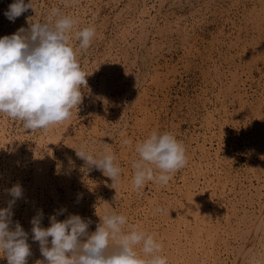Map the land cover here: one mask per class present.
I'll list each match as a JSON object with an SVG mask.
<instances>
[{
    "label": "rangeland",
    "instance_id": "374dc122",
    "mask_svg": "<svg viewBox=\"0 0 264 264\" xmlns=\"http://www.w3.org/2000/svg\"><path fill=\"white\" fill-rule=\"evenodd\" d=\"M11 3L0 0V37L59 8L77 21L70 43L88 73L68 120L31 130L0 115V208L19 183L9 227L28 233L27 264L46 261L31 231L41 210L42 227L78 212L91 233L106 207L152 234L167 264H264V0H33L15 21ZM84 27L95 36L80 50ZM154 130L183 144L187 164L136 189L135 145ZM81 146L113 153L119 179L78 157Z\"/></svg>",
    "mask_w": 264,
    "mask_h": 264
},
{
    "label": "clouds",
    "instance_id": "9594fccd",
    "mask_svg": "<svg viewBox=\"0 0 264 264\" xmlns=\"http://www.w3.org/2000/svg\"><path fill=\"white\" fill-rule=\"evenodd\" d=\"M33 7V0H13L5 11L10 21ZM77 21L53 7L47 19L21 26L15 33L0 37V115L20 120L26 129H47L68 120L72 109L82 101L86 76L70 43ZM79 49L86 50L95 29L84 27L75 33ZM76 155L88 165L102 170L113 183L121 175L113 153L106 148L88 151L75 148ZM138 159L132 162V184L136 189L146 182L167 184L171 176L187 164L183 144L170 132L152 131L135 145ZM7 207L0 208V258L8 264H27L30 247L28 233L12 223V206L23 195L19 183L8 189ZM42 210L31 220L32 238L40 244L46 264H167L162 245L152 234L128 227L127 217L106 207L95 231L89 233L90 219L70 214L63 220L49 217L50 226L42 227ZM84 237L85 239H82ZM49 238L50 246H49ZM44 264V262H40Z\"/></svg>",
    "mask_w": 264,
    "mask_h": 264
},
{
    "label": "bare ground",
    "instance_id": "6f19581e",
    "mask_svg": "<svg viewBox=\"0 0 264 264\" xmlns=\"http://www.w3.org/2000/svg\"><path fill=\"white\" fill-rule=\"evenodd\" d=\"M235 84V83H234ZM232 91H233V89H232ZM234 92V91H233ZM242 99V98H241ZM210 122V121H209ZM51 127V126H50ZM206 127V126H205ZM61 129V128H60ZM204 133V132H203ZM221 136H222V133H221ZM223 137V136H222ZM216 139V138H215ZM204 141V140H203ZM264 148V147H263ZM196 150V149H195ZM212 153V152H211ZM263 156V155H262ZM50 159V158H49ZM46 160V159H45ZM206 160H208V159H206ZM52 161V160H51ZM46 162V161H45ZM47 163V162H46ZM48 164V163H47ZM53 164H54V162H53ZM61 164V163H60ZM68 164V163H67ZM206 165V164H205ZM63 166V165H62ZM196 166V165H195ZM47 167V166H46ZM54 169V168H53ZM221 171V170H220ZM228 171V170H227ZM43 172V171H42ZM212 172V171H211ZM214 172V171H213ZM54 173V172H53ZM57 174V173H56ZM192 174V173H191ZM219 174V173H218ZM59 175V174H58ZM57 175V176H58ZM207 175V174H206ZM202 176V175H201ZM187 177V176H186ZM228 177V176H227ZM48 179V178H47ZM46 179V180H47ZM66 179V178H65ZM50 180V179H49ZM48 182V181H47ZM50 182V181H49ZM225 182V181H224ZM81 183V182H80ZM204 183V182H203ZM209 183V182H208ZM206 185V184H205ZM214 185V184H213ZM228 185V184H227ZM207 186V185H206ZM205 186V187H206ZM224 186V185H223ZM116 187V186H115ZM210 187H211V185H210ZM54 188V187H53ZM201 188H202V186H201ZM209 188V187H208ZM225 188V187H224ZM227 188V187H226ZM243 188V187H242ZM45 189V188H44ZM72 189V188H71ZM220 189V188H219ZM175 190V189H174ZM209 190V189H208ZM194 192V191H193ZM200 192V191H199ZM203 192V191H202ZM48 193V192H47ZM212 193V192H211ZM224 193V192H223ZM52 194V193H51ZM196 194V193H195ZM6 195V194H5ZM73 195V194H72ZM224 195V194H223ZM34 197H35V195H34ZM211 197V196H210ZM59 198V197H58ZM77 198H78V195H77ZM220 198V197H219ZM9 199V198H8ZM32 199V198H31ZM43 200V199H42ZM188 200V199H187ZM213 201V200H212ZM218 202V201H217ZM45 203V202H44ZM48 203V202H47ZM66 203H68V202H66ZM229 203V202H228ZM264 203V202H263ZM20 204V203H19ZM59 204V203H58ZM55 205V204H54ZM60 205H61V203H60ZM76 205V204H75ZM173 205V204H172ZM228 206V205H227ZM47 207V206H46ZM189 207L190 208H193V207H195V201H193L191 198H190V200H189ZM207 207H209V206H207ZM220 207H222V206H220ZM226 207V206H225ZM263 207V206H262ZM19 208V207H18ZM45 208V207H44ZM67 208V207H66ZM65 208V209H66ZM196 208V207H195ZM264 208V207H263ZM47 209H49V207L47 208ZM73 209L74 208H72V213H73ZM62 210V209H61ZM79 210V209H78ZM189 210H191V209H189ZM261 212H263V210L261 211ZM34 213V212H33ZM75 213V212H74ZM223 213V212H222ZM227 213V212H226ZM258 213V212H257ZM264 213V212H263ZM77 214H78V212H77ZM59 215V214H58ZM258 215H260V214H258ZM262 215V214H261ZM26 216V215H25ZM186 216V215H185ZM262 216H264V215H262ZM179 217V216H178ZM225 217V216H224ZM33 218V217H32ZM199 218V217H198ZM28 219V218H27ZM195 219V218H194ZM256 219V218H255ZM63 220V219H62ZM247 220V219H246ZM224 221V220H223ZM255 221V220H254ZM211 222V221H210ZM213 222V221H212ZM260 222V221H259ZM13 223V222H12ZM16 223V222H15ZM25 223V222H24ZM44 224V223H43ZM173 224V223H172ZM175 224V223H174ZM187 224V223H186ZM191 224V223H190ZM206 224V223H205ZM240 224V223H239ZM199 225V224H198ZM137 226V225H136ZM233 226V225H232ZM259 226V225H258ZM252 227H253V225H252ZM255 227V226H254ZM256 227H257V225H256ZM255 227V228H256ZM221 228V227H220ZM12 229V228H11ZM15 229V228H14ZM254 229V228H253ZM253 229H252V231H253ZM257 229H259V228H257ZM225 230V229H224ZM198 231H200L199 229H198ZM211 232V231H210ZM253 232H255V231H253ZM252 232V233H253ZM261 232H263V231H261ZM177 234V233H176ZM198 234V233H197ZM218 234V233H217ZM215 235V234H214ZM244 235V234H243ZM253 235V234H252ZM181 236V235H180ZM183 236V235H182ZM198 236V235H197ZM223 236V235H222ZM241 236V235H240ZM251 236V234L249 235V237ZM254 237V236H253ZM253 237H251V238H253ZM243 238H245V237H243ZM250 238V239H251ZM175 239V238H174ZM182 239V238H181ZM162 240V239H161ZM171 241V240H170ZM182 241V240H181ZM187 241V240H186ZM200 241V240H199ZM249 241V240H248ZM255 241V240H254ZM251 242H252V240L250 241V243L249 244H247V246H245V247H243V249H242V251L244 252V251H247V252H245L244 254H243V256L241 257V258H243V257H245V255H248V254H250L251 253ZM39 243V242H38ZM171 243V242H170ZM187 243V242H186ZM254 244V243H253ZM206 245V244H205ZM179 246V245H178ZM186 246V245H185ZM204 246V245H203ZM209 246V245H208ZM37 247V246H36ZM229 247V246H228ZM227 247V248H228ZM241 247V246H240ZM183 248V247H182ZM208 248V247H207ZM33 249V248H32ZM205 249V248H204ZM193 250V249H192ZM194 251H195V249H194ZM194 251H193V253H194ZM197 251H198V249H197ZM204 251V250H203ZM207 252V251H206ZM249 252V253H248ZM257 252V251H256ZM202 253V252H201ZM248 253V254H247ZM258 253V252H257ZM39 254V253H38ZM179 255V254H178ZM186 255V254H185ZM191 255H192V253H191ZM202 255H203V253H202ZM210 255V254H209ZM41 256V255H40ZM186 257V256H185ZM249 257V256H248ZM6 258V257H5ZM204 258V257H203ZM254 258H255V256H254ZM28 259V258H27ZM172 259V258H171ZM213 258H211V260H212ZM252 260H253V258H251ZM246 260V259H245ZM181 261V260H180ZM207 261V260H206ZM5 262V261H4ZM36 262V261H35ZM46 262V261H45ZM44 262V263H45ZM212 262V261H211ZM210 262V263H211ZM233 262V261H232ZM252 262L253 261H251L250 263L252 264ZM257 262V261H256ZM255 262V263H256ZM7 263V262H6ZM28 263V262H27ZM179 263V262H178ZM216 263V262H215ZM259 263V262H258ZM175 264V263H174ZM233 264V263H232Z\"/></svg>",
    "mask_w": 264,
    "mask_h": 264
}]
</instances>
